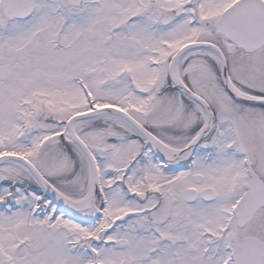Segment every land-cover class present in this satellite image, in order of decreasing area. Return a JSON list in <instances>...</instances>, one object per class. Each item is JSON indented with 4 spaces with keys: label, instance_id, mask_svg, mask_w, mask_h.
Here are the masks:
<instances>
[{
    "label": "snow or ice",
    "instance_id": "snow-or-ice-1",
    "mask_svg": "<svg viewBox=\"0 0 264 264\" xmlns=\"http://www.w3.org/2000/svg\"><path fill=\"white\" fill-rule=\"evenodd\" d=\"M0 264H264V0H0Z\"/></svg>",
    "mask_w": 264,
    "mask_h": 264
}]
</instances>
